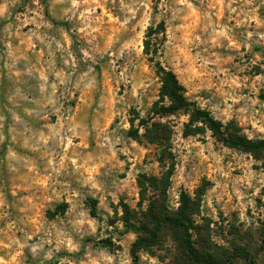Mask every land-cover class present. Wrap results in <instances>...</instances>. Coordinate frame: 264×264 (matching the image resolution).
<instances>
[{
    "label": "rangeland",
    "instance_id": "rangeland-1",
    "mask_svg": "<svg viewBox=\"0 0 264 264\" xmlns=\"http://www.w3.org/2000/svg\"><path fill=\"white\" fill-rule=\"evenodd\" d=\"M156 62L189 101L264 139V0H0V264H193L168 226L133 256L124 221L126 207L143 222L148 200L173 214L183 193L198 250L224 263L244 246L264 264V154L155 114Z\"/></svg>",
    "mask_w": 264,
    "mask_h": 264
},
{
    "label": "trees",
    "instance_id": "trees-1",
    "mask_svg": "<svg viewBox=\"0 0 264 264\" xmlns=\"http://www.w3.org/2000/svg\"><path fill=\"white\" fill-rule=\"evenodd\" d=\"M55 23V22H54ZM162 23L157 24L155 27L151 26L145 34L144 40V53L148 56V59L153 61L154 57L151 56L153 51L150 50V37L163 31ZM155 73L160 79L159 98L160 101L166 100L167 103L157 107L155 114L167 115L177 112H185L188 114V122L184 124L183 134L185 136L194 135L204 131L205 129L211 132V135L225 146L240 149L245 152L252 153L253 155L264 154V139H249L246 136L240 134L235 128L229 124L224 125L221 121L215 119L211 113L201 108L196 102H191L185 95V89L178 81L176 75L170 69H165L159 62L155 64ZM157 105V103H156ZM201 123L203 127L192 126L195 123ZM146 121L144 119L139 120V125H144ZM133 126V121H131ZM159 124H151L153 128V137L147 139L153 143H157L163 139L162 129ZM145 133L149 130L145 128ZM129 134L137 138V130L134 132L129 131ZM163 180V179H162ZM156 178H150L148 183L151 187L160 182ZM142 187H145L144 183ZM145 192V190H144ZM144 192H141V198H144ZM91 207H94V201H91ZM196 211V204L187 194H181L180 204L178 209L173 213H165L161 205H155L154 200H148V207L143 212V222L131 223L128 216L127 208L125 207V224L138 234L136 241L132 245V254L140 248H147L154 244L155 239L160 231L161 226L173 227L181 230L184 235L183 249L184 255L188 261L193 264H231L232 259L237 257L244 261V264H254V257L246 247L234 248L229 259L227 261L220 262L212 254L202 252L194 246V242L191 239V227L192 215Z\"/></svg>",
    "mask_w": 264,
    "mask_h": 264
}]
</instances>
